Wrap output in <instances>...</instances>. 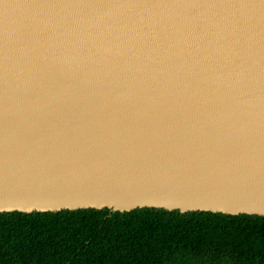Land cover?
<instances>
[{
	"label": "water",
	"instance_id": "obj_1",
	"mask_svg": "<svg viewBox=\"0 0 264 264\" xmlns=\"http://www.w3.org/2000/svg\"><path fill=\"white\" fill-rule=\"evenodd\" d=\"M264 216V0H0V213Z\"/></svg>",
	"mask_w": 264,
	"mask_h": 264
},
{
	"label": "trees",
	"instance_id": "obj_2",
	"mask_svg": "<svg viewBox=\"0 0 264 264\" xmlns=\"http://www.w3.org/2000/svg\"><path fill=\"white\" fill-rule=\"evenodd\" d=\"M0 264H264V216L147 208L0 213Z\"/></svg>",
	"mask_w": 264,
	"mask_h": 264
}]
</instances>
